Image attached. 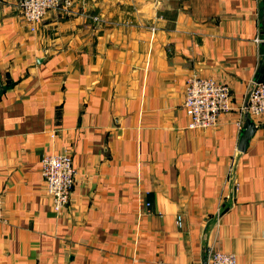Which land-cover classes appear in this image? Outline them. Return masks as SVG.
Instances as JSON below:
<instances>
[{"label":"crops","instance_id":"crops-1","mask_svg":"<svg viewBox=\"0 0 264 264\" xmlns=\"http://www.w3.org/2000/svg\"><path fill=\"white\" fill-rule=\"evenodd\" d=\"M193 74L229 86L212 128H187ZM257 81L264 0H73L34 32L0 0V264H202L212 248L264 264ZM51 152L76 170L59 213L39 172Z\"/></svg>","mask_w":264,"mask_h":264},{"label":"built area","instance_id":"built-area-1","mask_svg":"<svg viewBox=\"0 0 264 264\" xmlns=\"http://www.w3.org/2000/svg\"><path fill=\"white\" fill-rule=\"evenodd\" d=\"M72 2L73 0H17V9L28 31L34 32L47 11L51 9L68 11ZM93 20L96 23L99 21L96 17H93ZM253 41L259 42L260 38L254 37ZM182 107L185 116L188 117L187 128H212L221 113L233 109L229 86L214 78L190 75L184 82ZM244 110L247 116L253 119L264 115V81H257L251 86L245 99ZM238 128H242L240 123ZM39 172L44 189L50 197L51 208L59 213L68 203L76 176L71 158L65 153H45L40 159ZM148 206L149 202H144V212H148ZM218 212L217 210L216 216ZM175 222L180 225V216H176ZM202 264H236V257L232 252L212 248Z\"/></svg>","mask_w":264,"mask_h":264},{"label":"water","instance_id":"water-1","mask_svg":"<svg viewBox=\"0 0 264 264\" xmlns=\"http://www.w3.org/2000/svg\"><path fill=\"white\" fill-rule=\"evenodd\" d=\"M245 114H246V112H245ZM246 116H247V114H246ZM254 130H255V125L252 123L251 120L246 118L245 124L243 125V127L241 129V132L239 135V140L237 143V147L240 151L244 150L245 145L247 144V141L249 140V138L253 134Z\"/></svg>","mask_w":264,"mask_h":264}]
</instances>
